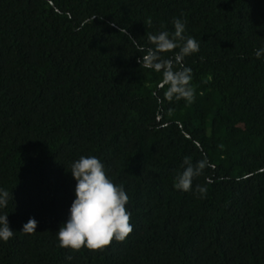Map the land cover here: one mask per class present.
I'll use <instances>...</instances> for the list:
<instances>
[{
  "label": "trees",
  "instance_id": "trees-1",
  "mask_svg": "<svg viewBox=\"0 0 264 264\" xmlns=\"http://www.w3.org/2000/svg\"><path fill=\"white\" fill-rule=\"evenodd\" d=\"M177 18L200 43L184 61L191 103L166 100L119 31L148 48ZM260 47L264 0H0V214L15 233L0 264H264ZM81 155L129 196L133 232L101 250L55 237ZM185 158L214 165L193 181L203 198L174 187Z\"/></svg>",
  "mask_w": 264,
  "mask_h": 264
},
{
  "label": "clouds",
  "instance_id": "clouds-1",
  "mask_svg": "<svg viewBox=\"0 0 264 264\" xmlns=\"http://www.w3.org/2000/svg\"><path fill=\"white\" fill-rule=\"evenodd\" d=\"M146 23L151 25V18ZM173 29L171 33L165 30L147 34V42L151 45L148 48L128 36L127 28L120 27L119 31L134 45L136 52L144 53L138 58L140 66L160 74L157 87L166 88L164 98L168 101L183 100L191 103L195 98L193 76L191 68L184 66V61L186 57L199 52L200 43L196 38L185 35L186 25L182 19L173 20ZM255 55L257 59L264 56V47L257 49ZM183 165V170L174 177L175 189L192 191L194 195L199 194L203 198L207 188L200 184L193 188V181L214 165L207 159L193 164L187 158ZM69 172L76 182L75 199L66 223L55 233L59 246L74 250L82 247L101 250L114 240L124 241L134 228L130 222L132 214L126 207L129 196L124 186L116 184L110 178L105 164L95 155H81L71 162ZM10 196L12 198V193L0 187V210L7 208ZM8 215L0 214V242H8L15 234L10 229ZM36 228L37 221L30 218L23 225L22 233H36Z\"/></svg>",
  "mask_w": 264,
  "mask_h": 264
}]
</instances>
